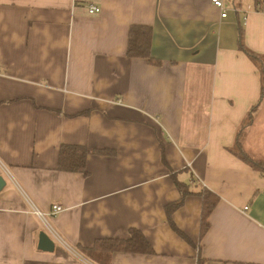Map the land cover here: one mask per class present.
Here are the masks:
<instances>
[{
	"label": "crops",
	"instance_id": "obj_1",
	"mask_svg": "<svg viewBox=\"0 0 264 264\" xmlns=\"http://www.w3.org/2000/svg\"><path fill=\"white\" fill-rule=\"evenodd\" d=\"M222 1L225 17L211 0H0V264H264V175L230 152L252 111L241 145L264 160L261 72L240 46L264 68V0ZM133 26L151 61L127 55ZM62 144L110 153L61 171ZM176 181L195 194L167 217ZM202 188L218 198L203 233ZM131 229L151 253L91 249Z\"/></svg>",
	"mask_w": 264,
	"mask_h": 264
},
{
	"label": "trees",
	"instance_id": "obj_2",
	"mask_svg": "<svg viewBox=\"0 0 264 264\" xmlns=\"http://www.w3.org/2000/svg\"><path fill=\"white\" fill-rule=\"evenodd\" d=\"M151 39V29L143 26H133L130 28L129 42L127 46V55L129 57H144L148 61L151 58L148 54L149 44ZM241 46V50L255 63L261 72V96H264V68L262 67L259 57ZM252 111L247 114L240 129L237 132L234 146L230 149L236 157L249 164L253 169L264 175V160L254 159L250 157L242 148L241 142L245 133L246 127L251 124ZM110 153L106 149H91L82 145H70L62 144L59 148L57 168L61 171L67 172H81L86 173V158L89 154L105 155ZM177 189L180 193V198L165 207L167 217L171 212L182 204L184 197L188 194H193L186 184H182L176 181ZM195 194V193H194ZM199 195L202 196V210H201V233H203L207 227V218L215 206L218 198L215 194L209 190L202 188L199 190ZM170 220V219H169ZM172 223L171 221H169ZM176 229L175 227H173ZM93 250L110 253L112 251H124V252H138V253H151L152 248L143 234L136 230L131 229L128 237H113L97 239L94 242ZM199 260V264H200Z\"/></svg>",
	"mask_w": 264,
	"mask_h": 264
},
{
	"label": "built area",
	"instance_id": "obj_3",
	"mask_svg": "<svg viewBox=\"0 0 264 264\" xmlns=\"http://www.w3.org/2000/svg\"><path fill=\"white\" fill-rule=\"evenodd\" d=\"M211 3L213 4V6H215L216 8H218L219 10H221V17H225L226 16V12H225V8H224V3L222 0H211ZM87 12L89 14H97L100 11V8L98 6H96L95 4H87ZM62 206L59 204H53L51 207V213L52 215H55L56 213H58L59 211H61ZM244 209H246V207H244ZM50 234L53 236V239L60 242L61 244H63L62 239L60 238V236L50 227H47ZM76 252H74L73 254L75 256H77L78 258H80L82 261H84L78 254H75ZM87 264H91L89 262H86Z\"/></svg>",
	"mask_w": 264,
	"mask_h": 264
},
{
	"label": "water",
	"instance_id": "obj_4",
	"mask_svg": "<svg viewBox=\"0 0 264 264\" xmlns=\"http://www.w3.org/2000/svg\"><path fill=\"white\" fill-rule=\"evenodd\" d=\"M5 185V179L3 176H0V191ZM55 246V241L50 237V235L46 231L41 230L38 234L37 248L44 252H53L55 250Z\"/></svg>",
	"mask_w": 264,
	"mask_h": 264
}]
</instances>
